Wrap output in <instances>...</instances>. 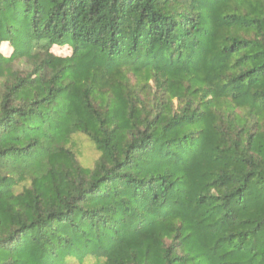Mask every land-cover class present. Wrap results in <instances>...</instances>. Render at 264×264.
<instances>
[{
	"label": "trees",
	"instance_id": "trees-1",
	"mask_svg": "<svg viewBox=\"0 0 264 264\" xmlns=\"http://www.w3.org/2000/svg\"><path fill=\"white\" fill-rule=\"evenodd\" d=\"M6 42L0 264H264V0H0Z\"/></svg>",
	"mask_w": 264,
	"mask_h": 264
},
{
	"label": "rangeland",
	"instance_id": "rangeland-1",
	"mask_svg": "<svg viewBox=\"0 0 264 264\" xmlns=\"http://www.w3.org/2000/svg\"><path fill=\"white\" fill-rule=\"evenodd\" d=\"M52 50L57 55L67 56L71 53V49L68 46L64 47H53ZM0 51L4 54L9 55L11 52V48L9 44L2 43L0 47ZM23 66L21 61L16 62V67L21 68ZM72 148L78 154L80 160L85 166H92L99 156V152L95 146V144L84 134H75L72 137Z\"/></svg>",
	"mask_w": 264,
	"mask_h": 264
}]
</instances>
